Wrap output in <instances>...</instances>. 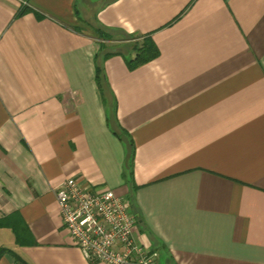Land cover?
Segmentation results:
<instances>
[{"label":"crops","instance_id":"0c3cea01","mask_svg":"<svg viewBox=\"0 0 264 264\" xmlns=\"http://www.w3.org/2000/svg\"><path fill=\"white\" fill-rule=\"evenodd\" d=\"M95 30L159 51L104 62L106 105ZM68 178L128 199L159 264H264V0H0V264H91Z\"/></svg>","mask_w":264,"mask_h":264},{"label":"built area","instance_id":"2783aa9c","mask_svg":"<svg viewBox=\"0 0 264 264\" xmlns=\"http://www.w3.org/2000/svg\"><path fill=\"white\" fill-rule=\"evenodd\" d=\"M95 191L68 178L55 189L64 228L91 264H159L158 252L141 246L128 199Z\"/></svg>","mask_w":264,"mask_h":264},{"label":"trees","instance_id":"16d2710c","mask_svg":"<svg viewBox=\"0 0 264 264\" xmlns=\"http://www.w3.org/2000/svg\"><path fill=\"white\" fill-rule=\"evenodd\" d=\"M31 11L28 7L23 6L19 12L16 14L17 17H21L22 15L28 13ZM97 35L96 39H99L101 43V50H99V53L95 57V68H96V76L95 81L98 88V91L101 95L103 104L106 105L107 101H110V99L113 100L112 92L110 91V85L107 80V76L104 69V62L111 56L120 55L125 59V64H127L128 68L130 70L136 69L137 67L148 63L149 61H152L156 59L159 55V51L157 47L154 45V43L151 41L150 37L143 36L142 38H131L130 43L128 45V48L124 51H107V41H111L110 38H108L106 35L99 34L96 30L94 31ZM133 54V57L131 56ZM116 107L113 108V114L116 113ZM134 151L133 146L131 145L128 160L130 169H132V161L134 157ZM2 222H0V227L2 226ZM2 253H0L1 255Z\"/></svg>","mask_w":264,"mask_h":264},{"label":"rangeland","instance_id":"374dc122","mask_svg":"<svg viewBox=\"0 0 264 264\" xmlns=\"http://www.w3.org/2000/svg\"><path fill=\"white\" fill-rule=\"evenodd\" d=\"M8 240H10V234L4 231L3 233H0V242L2 243H8Z\"/></svg>","mask_w":264,"mask_h":264}]
</instances>
